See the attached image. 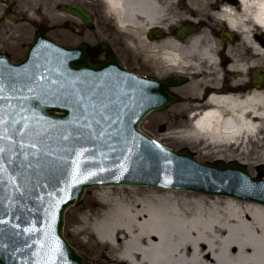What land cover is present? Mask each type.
Listing matches in <instances>:
<instances>
[{
    "label": "water",
    "instance_id": "water-1",
    "mask_svg": "<svg viewBox=\"0 0 264 264\" xmlns=\"http://www.w3.org/2000/svg\"><path fill=\"white\" fill-rule=\"evenodd\" d=\"M167 86L117 61L95 66L44 32L22 60L0 55V264H84L64 236L65 212L95 185L264 203V178L244 165L203 164L140 130L149 113L177 101Z\"/></svg>",
    "mask_w": 264,
    "mask_h": 264
},
{
    "label": "bare ground",
    "instance_id": "bare-ground-1",
    "mask_svg": "<svg viewBox=\"0 0 264 264\" xmlns=\"http://www.w3.org/2000/svg\"><path fill=\"white\" fill-rule=\"evenodd\" d=\"M106 1L119 26L131 36L129 43H138L163 68L199 71L206 63L216 69L218 47L212 35L225 19L229 31L224 33L238 35L241 49L249 55L233 59L230 68L246 72L264 62V41L256 33L257 22L264 21V0H190L191 14L186 16L205 27L183 42L144 37L152 28L175 23L178 14L171 0ZM228 3L235 6L226 7ZM202 82H191L196 103H187L185 111L206 106L191 115V124L173 141L189 143L196 149L194 155L202 153L216 163L264 165V86L242 92L220 86L217 78L208 81L212 91L203 93ZM94 188L93 211L77 212L72 231L88 250L91 264H264L262 202L151 184Z\"/></svg>",
    "mask_w": 264,
    "mask_h": 264
},
{
    "label": "flooded vegetation",
    "instance_id": "flooded-vegetation-1",
    "mask_svg": "<svg viewBox=\"0 0 264 264\" xmlns=\"http://www.w3.org/2000/svg\"><path fill=\"white\" fill-rule=\"evenodd\" d=\"M59 1L60 14L63 19L60 44L67 48H83L93 64H106L114 59L118 60L124 68L141 76H151L165 82H179V84L171 83L168 89L179 93L181 99H186L189 104H195L196 101L192 100V94H181L182 87L185 85L194 86L191 83L194 80L197 83H201L200 80L207 81V83L202 82L203 84L199 85L203 93L212 91V85L208 81L217 78L221 80L220 86L229 87L231 90L238 89L246 92L260 86L259 80L254 76L253 69L242 72L230 68L233 57L228 54V47L225 42L217 45V69L220 74L216 73L215 69H211L206 63L201 65L199 72L190 69H185L182 73L180 71L155 72L148 65V62L150 63L148 57L135 56L128 51L127 43L130 42L131 36L119 28L116 15L106 0ZM171 6L178 14L175 23L171 26L161 25L148 30L144 34L145 39L155 41L172 37L183 42L205 27L203 22L186 16L191 14L190 0H171ZM73 8L81 9L86 16L73 12ZM32 9V0H5V2H0V30L7 32L11 25L21 22L33 24L30 15L35 14V11ZM15 12L19 13L16 14ZM212 36L219 41L221 33L214 31ZM261 86H264V82ZM192 109L193 107L190 108V110Z\"/></svg>",
    "mask_w": 264,
    "mask_h": 264
},
{
    "label": "rangeland",
    "instance_id": "rangeland-1",
    "mask_svg": "<svg viewBox=\"0 0 264 264\" xmlns=\"http://www.w3.org/2000/svg\"><path fill=\"white\" fill-rule=\"evenodd\" d=\"M33 9L35 14H31L30 18L33 20V24H27L26 22H21L16 25H11L9 30L5 32L0 30V52L7 50L13 59L17 60L24 56L29 44L32 42L35 33L38 30L46 31L47 35L54 38L57 41L61 40V26H62V16L59 9V0H32ZM18 14L17 12H15ZM7 28V27H6ZM228 30L225 25L220 24L216 27V33H221V38L219 41H215L216 46L221 45L223 42L226 43L228 47V52L232 54L233 59H241L249 57L246 51H243L242 46L239 43L238 35L234 41H231L222 30ZM224 37V38H222ZM128 51L135 55H143L147 58L146 52L140 48L139 44L127 43ZM150 63L148 65L154 69L155 72H165L167 69L161 66V63L155 62L154 60L147 58ZM244 61V60H243ZM259 67L264 68V62L259 65ZM218 71V70H217ZM169 72V71H168ZM194 86H183L181 94L194 93ZM186 99H181V102L174 103L164 110L154 111L148 115L141 123V128L145 129L150 134L154 135L155 138H162L163 142H160L164 146L171 148L178 152H186L196 160L219 166L216 163L215 158L206 157L202 153H197L196 149L189 143L174 142L172 137L174 135L184 134L186 126L191 124V119L189 112L185 111L184 101ZM186 116V117H182ZM258 149H256L257 151ZM250 155V154H249ZM256 156V154H253ZM228 164V163H224ZM240 164V162H239ZM243 165V163H242ZM245 166V165H244ZM247 171L254 177L264 178L263 166H258L257 164L252 167L246 165ZM96 188L92 187L87 189L85 196L82 201L76 205L70 207L66 212L65 217V229L64 233L68 238L69 242L79 249V253L85 257V264H91L87 259L89 252L86 250L79 242V239L72 232L76 228V221L78 220L77 212L86 211L91 213L96 204L97 193ZM74 210V211H73ZM72 212H75L72 214Z\"/></svg>",
    "mask_w": 264,
    "mask_h": 264
}]
</instances>
